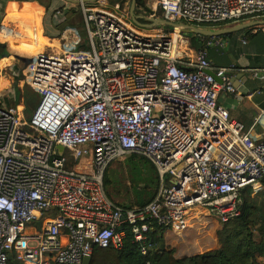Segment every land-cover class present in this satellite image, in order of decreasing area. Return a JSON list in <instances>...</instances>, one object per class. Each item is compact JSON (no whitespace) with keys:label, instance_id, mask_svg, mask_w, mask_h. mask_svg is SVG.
I'll return each mask as SVG.
<instances>
[{"label":"built area","instance_id":"2783aa9c","mask_svg":"<svg viewBox=\"0 0 264 264\" xmlns=\"http://www.w3.org/2000/svg\"><path fill=\"white\" fill-rule=\"evenodd\" d=\"M154 5L152 19L159 9L190 26L264 19V0ZM81 7L90 49L39 52L22 73L40 99L28 124L37 133L21 109L0 105V264H84L96 249L122 250L128 230L146 256L152 223L176 233L203 215L229 223L242 214V191L264 181V111L247 129L220 103L222 93L241 95L235 69L209 57L226 47L222 37L184 61L175 38L144 33L120 5ZM6 33L0 22V39ZM59 146L77 162L91 156L92 172L67 169ZM132 156L158 173L146 207L120 205L106 190L107 169Z\"/></svg>","mask_w":264,"mask_h":264},{"label":"crops","instance_id":"0c3cea01","mask_svg":"<svg viewBox=\"0 0 264 264\" xmlns=\"http://www.w3.org/2000/svg\"><path fill=\"white\" fill-rule=\"evenodd\" d=\"M80 8L68 0H0V22L7 26V33L0 39V51L7 53L0 57V105L21 109L18 96L24 86L12 89L17 76L23 73L17 70L16 60L26 67L39 52H60L68 43L83 45L79 42L80 37L72 32L77 27L86 30L85 15ZM151 11L154 15V9ZM68 13L72 14L70 21L67 20ZM155 19H160L157 14ZM246 31L223 36L226 47L209 49V57L217 67H233V79H239L238 83L245 86L238 97L222 93L220 103L229 110L233 120L249 129L264 111L263 76L261 72L255 76L256 70H264V26L255 27L254 37L250 40L243 37L247 35ZM258 128L263 134L264 127Z\"/></svg>","mask_w":264,"mask_h":264},{"label":"rangeland","instance_id":"374dc122","mask_svg":"<svg viewBox=\"0 0 264 264\" xmlns=\"http://www.w3.org/2000/svg\"><path fill=\"white\" fill-rule=\"evenodd\" d=\"M97 3L98 5H107V7L111 9L115 8L117 5H120L125 12L130 14L132 0H123V3L119 0H100ZM144 4L146 7V11L144 10L146 14H144L147 15V17L152 18L151 16L153 15L151 9H154V0H144ZM156 13L160 19L164 18L162 12L159 9ZM261 20L264 19H260V21ZM251 21L257 20H247L246 22ZM236 25H240L239 21H230L218 25L202 26L206 27V29L210 31H219L228 29ZM139 29L141 31L144 30L143 32L147 34H161L175 38L177 43V55L180 59L188 61L190 57L193 59L197 58L198 52L196 51L192 40L190 39L193 34H183L181 30L168 26H158L153 27L152 29ZM72 32L73 34H77L80 37V41L83 43V45L88 46V48L90 49L89 37L84 28H73ZM47 53L54 54L57 53V51L55 52L52 50H48ZM16 67L20 72L25 70V64L20 60H16ZM19 75L17 76V79L15 81L16 86L13 84V90H16L17 87L24 84V76L22 74L20 76ZM22 89L24 91H22L18 96V101L19 105H21L23 119L27 122V126L25 125L26 129L31 133V129L28 124L30 123V119L32 117L31 114L35 110L33 108L32 113L30 114L28 112V109H26V93L29 90L26 87ZM34 133L37 132L34 131L31 134ZM64 158L66 159L67 169L82 172H92L93 170L91 156H83L81 160L77 162L74 153L71 150L66 149ZM130 159L131 157L125 158L121 161L113 163L110 166L108 170L109 183L108 185H106V190L109 197L118 204L126 207H138L139 205L137 204V202L139 197L141 196L142 198L147 199L149 193L159 192L160 185L159 179H157V175L152 172L149 166H143L139 161L132 163ZM252 191V197L255 199L256 203L261 208H263L262 212L264 214V184L257 185L256 187L252 188ZM263 219L264 218L260 220L261 223L264 222ZM223 229L224 224L221 223L218 219L207 215L198 216L197 218H193L189 228L181 233L167 230L165 232V245L169 249H174L175 256L177 258L211 252L220 247V232Z\"/></svg>","mask_w":264,"mask_h":264},{"label":"trees","instance_id":"16d2710c","mask_svg":"<svg viewBox=\"0 0 264 264\" xmlns=\"http://www.w3.org/2000/svg\"><path fill=\"white\" fill-rule=\"evenodd\" d=\"M119 1L123 3V0ZM144 10L146 11L144 0H139L137 14L144 17L141 19V23H147L145 20L147 15H145ZM79 11H81V8ZM71 17L72 14L68 13L67 20L70 21ZM247 20L255 19L242 18L239 20V24L247 23ZM203 26L200 25L197 27L206 29ZM253 31L254 29L246 31V40L254 37L252 34ZM190 39L196 51H200L205 49V40L209 38L193 35ZM78 48L80 50L89 49L88 46L82 44ZM6 54L5 51H0V57ZM39 100V96L36 93L32 91L26 93L25 104L30 114L33 108L35 110L38 107ZM130 160L132 163L139 161L143 166H149L152 172L157 175V179H159L156 169L147 160L136 156H132ZM109 168L105 173V186L109 183ZM262 184H264V181ZM252 192V188H247L242 191L244 199L242 214L240 217L224 224V229L220 232V247L214 251L177 258L174 249H169L165 245L166 231L156 223H152L150 231L147 234V241L145 242L149 247L148 255L145 256L141 253L140 244L134 241L133 234L128 230V235L122 250L118 251L113 248L105 250L96 249L92 256V264H264V222L261 223L260 221L264 218V214L262 212L263 208L252 197ZM157 194L158 192L149 193L147 199L140 196L137 202L138 207H146L152 203ZM9 264H18V262L12 260Z\"/></svg>","mask_w":264,"mask_h":264},{"label":"water","instance_id":"95a60500","mask_svg":"<svg viewBox=\"0 0 264 264\" xmlns=\"http://www.w3.org/2000/svg\"><path fill=\"white\" fill-rule=\"evenodd\" d=\"M68 1L70 3H74L76 5L86 6V5L95 4V3L99 2L100 0H68ZM138 1L139 0H132V5H131V9H130V17H131L133 23L137 27L143 28V29H152L153 27H158V26H168V27H173V28L181 30V32L183 34H187V35L193 34L195 36H203V37L212 38V37H223V36L231 35L234 33L246 31L248 29H252V28H255L258 26H264V20H261V21L257 20V21H251V22L240 24V25H236V26L230 27L228 29H223V30H219V31H210V30H206V29L201 28V27L184 25V24H177V23H174V22H171L168 20H164V19L146 18L148 23H141L142 17L137 14ZM243 37H245V36H243ZM238 80L239 79L234 80V85L237 88H239V90L242 92L243 88H245V86L238 83ZM59 152H60V154H64L65 148L62 146H59ZM92 262H93V257H88L85 259L84 264H92Z\"/></svg>","mask_w":264,"mask_h":264}]
</instances>
